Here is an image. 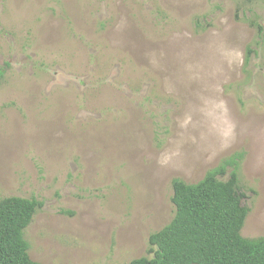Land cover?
Masks as SVG:
<instances>
[{
    "label": "rangeland",
    "instance_id": "rangeland-1",
    "mask_svg": "<svg viewBox=\"0 0 264 264\" xmlns=\"http://www.w3.org/2000/svg\"><path fill=\"white\" fill-rule=\"evenodd\" d=\"M0 69V198L41 203L31 260L148 256L172 180L239 152L240 234L264 237V0H0Z\"/></svg>",
    "mask_w": 264,
    "mask_h": 264
},
{
    "label": "trees",
    "instance_id": "trees-1",
    "mask_svg": "<svg viewBox=\"0 0 264 264\" xmlns=\"http://www.w3.org/2000/svg\"><path fill=\"white\" fill-rule=\"evenodd\" d=\"M255 28L260 35L261 26ZM3 74L0 69V81ZM242 157L239 152L222 159L196 183L173 179L172 219L149 235L148 256L129 264H264V237L240 234L249 212L239 190ZM40 206L34 198H0V264H40L30 259L24 238Z\"/></svg>",
    "mask_w": 264,
    "mask_h": 264
}]
</instances>
